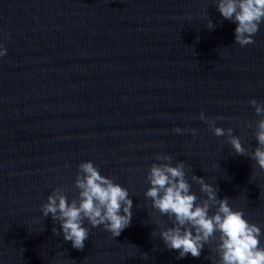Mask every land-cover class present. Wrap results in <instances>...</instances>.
<instances>
[{"label": "water", "instance_id": "95a60500", "mask_svg": "<svg viewBox=\"0 0 264 264\" xmlns=\"http://www.w3.org/2000/svg\"><path fill=\"white\" fill-rule=\"evenodd\" d=\"M235 28L216 0H0V264H215V241L178 258L160 238L171 220L144 195L159 154L198 198L194 175L216 185L264 247V170L200 119L257 146L264 23L243 47ZM84 161L129 190L132 219L116 237L85 221L76 249L41 205L59 186L77 197Z\"/></svg>", "mask_w": 264, "mask_h": 264}, {"label": "clouds", "instance_id": "9594fccd", "mask_svg": "<svg viewBox=\"0 0 264 264\" xmlns=\"http://www.w3.org/2000/svg\"><path fill=\"white\" fill-rule=\"evenodd\" d=\"M216 6L224 19L236 23L235 43L243 47L255 42L253 38L264 23V0H216ZM214 27L209 18L207 28ZM6 53L7 49L0 44V56ZM249 103L261 116L255 124L257 146L251 153L242 146L232 128L215 126L204 112L200 113V119L209 123L217 137L227 136L237 155H250L264 170V103L255 99ZM247 126L252 127L251 123ZM174 131L182 133L186 130L177 127ZM195 131L192 130L193 134ZM156 159L161 163L150 166L146 176L150 187L144 195L150 198L153 209L171 220V226L164 227L159 234L168 249L177 251L178 258L189 254L198 258L205 245L215 241L214 251L218 257L215 264H264L259 225L249 222L242 209L234 210L227 197L220 198L216 185L194 175L192 179L204 194L198 198L190 191L192 186L186 178L183 161L173 166L168 154H159ZM74 183L78 189L76 198L69 201L64 187L59 186L41 205L43 217L50 215L60 225V230L53 227L54 234L62 232L64 240L70 241L72 247L83 249L84 242L89 239L85 221L93 228L103 225L113 237L119 236L130 225L133 201L129 190L102 175L93 162L84 161L78 165Z\"/></svg>", "mask_w": 264, "mask_h": 264}]
</instances>
